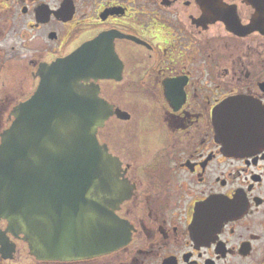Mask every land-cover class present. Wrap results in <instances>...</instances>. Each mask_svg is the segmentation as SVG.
I'll return each instance as SVG.
<instances>
[{"label": "flooded vegetation", "instance_id": "1", "mask_svg": "<svg viewBox=\"0 0 264 264\" xmlns=\"http://www.w3.org/2000/svg\"><path fill=\"white\" fill-rule=\"evenodd\" d=\"M88 47L130 240L42 260L1 219L0 264H264V0H0V144L41 71ZM240 96L256 111L230 152L214 115Z\"/></svg>", "mask_w": 264, "mask_h": 264}, {"label": "water", "instance_id": "2", "mask_svg": "<svg viewBox=\"0 0 264 264\" xmlns=\"http://www.w3.org/2000/svg\"><path fill=\"white\" fill-rule=\"evenodd\" d=\"M89 48L41 71L35 95L17 107L1 137L0 220L42 260L108 254L130 240L129 224L116 211L131 186L98 140L112 112L97 85L87 83L106 77L85 66ZM255 111L241 96L219 106L214 118L225 149L242 150L250 139L243 119ZM251 123L263 126L259 117Z\"/></svg>", "mask_w": 264, "mask_h": 264}]
</instances>
